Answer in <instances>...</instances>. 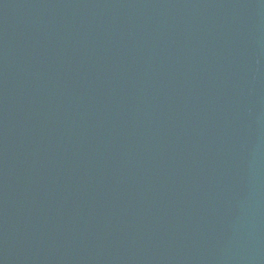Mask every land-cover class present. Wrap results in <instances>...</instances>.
Returning <instances> with one entry per match:
<instances>
[{
    "label": "water",
    "instance_id": "water-1",
    "mask_svg": "<svg viewBox=\"0 0 264 264\" xmlns=\"http://www.w3.org/2000/svg\"><path fill=\"white\" fill-rule=\"evenodd\" d=\"M0 264H264V0H0Z\"/></svg>",
    "mask_w": 264,
    "mask_h": 264
}]
</instances>
